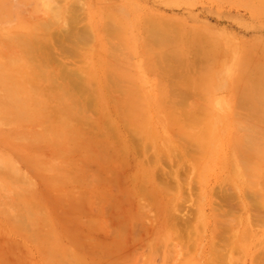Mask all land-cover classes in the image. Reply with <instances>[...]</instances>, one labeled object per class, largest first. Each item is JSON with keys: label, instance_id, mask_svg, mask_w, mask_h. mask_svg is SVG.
<instances>
[{"label": "rangeland", "instance_id": "374dc122", "mask_svg": "<svg viewBox=\"0 0 264 264\" xmlns=\"http://www.w3.org/2000/svg\"><path fill=\"white\" fill-rule=\"evenodd\" d=\"M45 19L48 20L47 26L33 25ZM30 27H33L32 29L40 35H45L48 31L45 35L46 46L48 42H54L52 39L55 36L52 37V35L57 37L61 32L67 37H61L63 44L62 41L56 42L60 37H55L57 39L55 44L52 42L55 47L49 45L59 52L55 49L53 51L50 46L45 48L46 55L43 54V57L41 53L39 56L36 55L39 63L35 53L32 54L36 58L30 54L34 62L32 63L30 59L31 62L29 60L26 63L28 68L31 66L29 72L36 70L35 74L40 73L42 77L39 78L42 79L45 74L56 72L55 74L59 76L65 70V77L68 78L62 79L60 76V78L57 77L59 82L57 78L49 80L51 82L42 80L41 84L38 82V86L41 87L38 92L46 97L38 98V95L31 91L32 98L39 99L37 104L43 103L40 98L46 99L42 100L46 102L43 103L46 105L42 104L41 110L37 105L39 109L37 110L42 112L40 118L23 120L21 117V120L13 121L0 119V159L6 161L4 163L8 164V166L6 164L7 167H9L7 160L13 161L14 167L19 168L23 175L30 178V181L25 180L24 176L16 179L11 173L9 175L13 177L12 179L9 175L7 176L8 172L0 169L3 181L8 179L15 183V186L20 185L17 187L23 192L21 195L18 194L20 191L15 192L16 187L10 181L5 184L0 178V187H3L0 189V264L15 262L17 264H71L72 262L73 264L75 260L73 258L78 253L84 254L88 264H106V262L109 264L113 254L111 253V258L103 253H110L113 249L111 251L105 249L114 246L108 247V244L114 245L120 240L119 236L115 238L117 235L114 226L116 228L118 223L121 227H117L121 229H123V223L128 226L129 223L123 219V223L122 221L120 223L119 220L122 217H126L127 221L131 218L134 220V217L137 220H144L143 210L150 207L147 205L150 203L149 198L147 199L144 194L147 191H143L146 190L143 188V181L146 178L144 176L149 174L144 185H148L146 188L151 194L163 191L166 180H169L170 184L172 182V193L164 190L163 196H159L161 193H158V196L153 194L162 202L166 199V202L176 193V190L174 192L175 183L173 185L172 176L169 175H175L177 172L182 182L186 184L185 193L188 184L192 185L195 203L199 204V208H196L199 212L196 210L198 213L193 215L194 218L191 215L189 223L194 225V228L190 227L191 230L199 227V230L197 228L196 230L200 233L193 232L194 237L191 233L192 239L195 240L194 248L191 247L193 252L190 249L189 260L181 264H199V262L204 264L207 256L210 257L212 252L213 257H211L214 260L217 258L220 260L219 253L218 257L214 258L219 245H221L219 250L225 251L223 255L227 259V264H229V258L235 262L239 260V264H259L258 261L264 264V216H262L264 211L261 212L264 204L262 200L264 199V195L262 197L264 194L262 193L264 191V0H0L1 63L6 64L7 59L13 58V55H15L14 58L21 55L29 56L28 50H20L26 44L22 42L24 45L21 43V46L19 40L17 41L19 44H16L14 40L19 38L13 40L12 35L14 32L19 34L22 30H30ZM67 32L73 33L68 35ZM50 35L51 38H49ZM70 37L72 41L75 40L79 44L78 47L79 49L81 47L82 53L78 51V47L74 49L75 44L71 41H68V44L70 43L73 49L71 46L69 48V45H64ZM18 47L21 48L18 49ZM107 48L116 50L114 56L108 49L114 58L112 55L109 57ZM60 52L63 55L58 56ZM66 52L70 55L71 52L75 54L70 56ZM51 54L53 56H49ZM118 55L119 57L115 60ZM63 56L65 60H62V68L59 69L57 65ZM52 57L60 58L59 63L57 64L59 59H55V62L52 61ZM41 60L44 63L49 62L50 65L40 66L43 70L38 72L39 69L36 67L42 63ZM64 62L66 65L63 64ZM110 62L119 64L115 66L117 70L114 69V65L111 66L114 63ZM35 63H38L36 67L33 66ZM52 63H55L57 70ZM1 66L0 77L5 81L4 87L10 89L16 85L12 83V77L16 76L17 79L23 76V72L18 69L19 73L22 72L19 76L14 74V70L10 67L5 65L4 70ZM10 69L14 76L9 73ZM58 70L61 72H57ZM15 71L18 72L16 68ZM70 74L73 77L69 78ZM98 74L101 77H98ZM109 76L116 77L112 79ZM73 79L75 82H70L69 85H74L77 90L80 89L76 94L75 87L71 86V88L67 84ZM43 80L47 79L43 78ZM193 80H198L197 87L191 85V83L194 84ZM107 81L108 85L116 86L113 88L114 91L111 92L112 89H110V93L106 90L110 86L104 85ZM186 82L192 86L188 88L191 94L187 98L182 95V85ZM55 83L60 86L62 84L59 87L63 88V92L68 90L67 96L60 93L61 89L56 90ZM47 86L56 88L47 89ZM118 87L120 90H117ZM1 89L0 86V102L4 104L8 98L3 96L6 90L2 89L4 94ZM58 95L63 97L60 99ZM112 99L118 102L114 100L113 102ZM78 101H81V104ZM9 103L7 102L8 105ZM115 103L117 105L119 103L117 108ZM1 111L4 110L0 107ZM103 117L108 121L106 122ZM44 128L47 132L45 136L42 135L45 132L42 130ZM253 138L258 140L254 141ZM247 139L254 141V144H249ZM247 155L250 156L247 157ZM4 160H0V166ZM17 169L15 170L18 173ZM11 171L15 172L14 169ZM19 173L18 176L21 175ZM5 186L7 189L4 188ZM11 186L15 187V191ZM151 187L155 188V192ZM241 188L251 193L247 192L249 208L247 202H243L247 200L245 199L247 197L243 195ZM254 188L259 191L263 189L259 193V191H252ZM139 191L144 192L145 201ZM188 193L187 191V196ZM148 194L146 195H151ZM166 194L169 197L165 198ZM225 194L227 198L225 197L224 200L221 196ZM212 195L219 204L209 205ZM155 197L151 198L152 203L156 202ZM229 198L231 203L233 199V202L235 200L238 204L232 203L233 209L230 207ZM260 198L263 201L262 204ZM172 201L174 204V197ZM144 202L145 205H143ZM158 202L161 203V201ZM24 204H27V209ZM154 204H158L156 205L158 208L161 206L159 203ZM154 204V208L151 207L152 210H147L149 217L145 214L149 218V221L146 219L149 227L144 221H140L142 225L136 223V219L135 222L129 220L133 224L129 225V229L127 228L134 239L132 244L133 242L138 244H133L131 247L128 245L125 255H123L124 248L127 245L118 247V249L123 248L121 249L123 252L120 253L123 256H119L120 258L116 259L117 262L134 250L138 251L137 254L134 253L139 255L137 261L135 259L133 263L132 253L131 259L126 263L143 264L145 258L149 259L147 258L149 254V257L153 258L155 253L150 251L148 245L149 249L145 245L144 250L140 241L143 239V234V237H147V241L151 240V237L155 236L154 229L159 226L157 212L159 215L160 208L156 209ZM220 205L221 208L224 207V212L229 209L231 212L237 207L244 208L238 212L232 211L234 214L237 213L235 215L238 218L236 221L232 220L235 225L229 221L234 225L231 228L232 224L229 223L230 230L225 231V227L229 228L225 225L229 217L225 214L228 217L226 219L223 213L222 219L219 211L216 212L218 216L214 212V207L220 208ZM173 206L171 215L176 209V213L178 211L181 213L183 211L182 214L186 213L184 212L186 207L180 211L178 206L176 208ZM193 207L189 203L187 214L195 211ZM226 207L230 208L225 209ZM24 209L31 210L32 217L25 216L30 212L26 213ZM154 209L158 211L155 212ZM230 212L228 215H233ZM19 213L22 214L19 216ZM141 214L143 219L140 217ZM251 214L261 215L257 217L262 219L260 221L257 219L249 239L239 251H232V247L226 248V245L230 244V238L232 236L234 238L241 232L239 229H243L244 224L241 222L242 226H240V217H243V221ZM177 215L181 216L178 213L174 214V217ZM119 217L121 218L117 222ZM234 218L233 215L231 219ZM150 220L156 222V225L152 226L153 229L150 228L152 225ZM219 222L224 223L225 226ZM140 224L148 228L147 233L149 232L150 235L143 232L144 228L142 229ZM135 225L137 226L134 227ZM221 225L224 226L225 233H222V236H226L223 240L225 238L229 242L222 240L225 246L218 243V237L221 235V230L218 231V228ZM137 227L141 228L137 229ZM131 228L139 232L135 234V237L133 234L135 232ZM213 228L220 233H214ZM111 229L116 236L111 237L113 234ZM127 229L126 231L123 229L124 232L121 230L125 237L124 241L121 239L124 243H128L130 238L127 236L131 235L128 234ZM215 234L219 236L216 237ZM215 237L217 240L214 239ZM211 238L213 243L216 245L218 243V247L208 252L211 251L208 248L210 247L208 241ZM121 240L119 246L122 245ZM147 250L149 254H145ZM97 251H101L99 255L102 261L106 260V257L109 259L102 262L98 259ZM157 253L160 256L163 251ZM144 254L148 256L143 258ZM72 255H74L73 258ZM80 255L76 259H82L83 256ZM84 257L80 260V264L81 261L84 262ZM251 257L255 259L252 260ZM16 258H20L18 260L20 263ZM161 258L163 259L164 256L157 257L154 262L158 264L160 260L159 264H161ZM13 259H16L14 263ZM226 259L222 258L224 261ZM218 260V264L226 263H220ZM78 261L75 260V264L79 263ZM177 261L175 262L178 264ZM174 263L171 262V264Z\"/></svg>", "mask_w": 264, "mask_h": 264}, {"label": "bare ground", "instance_id": "6f19581e", "mask_svg": "<svg viewBox=\"0 0 264 264\" xmlns=\"http://www.w3.org/2000/svg\"><path fill=\"white\" fill-rule=\"evenodd\" d=\"M37 24H44V25L47 26V25H48V20L45 19V20H42V22L40 21L39 23H36V24H33V25H37ZM155 24H156V23H155ZM157 25H158V23H157ZM157 25H156V27H157ZM28 26H29V25H28ZM31 26H32V25H31ZM35 27H36V26H35ZM162 27H163V26H162ZM167 27H168V25H167ZM167 27H166V28H167ZM32 28H33V27H30V30H27L28 28L25 29V30H27V31L22 30V31H21L22 33L19 32V34H16V33H18V32H16V33L14 32V33H13L14 35H12V36H14V37H13V40H14V38H19V39H15L16 41L14 40V42H15L16 44H17L18 42H19L20 44H21L22 42H23L24 44H26V45H24V44L22 43L24 46L27 47V49H25L26 47L24 48V46L22 47L23 50L20 49L21 47H20V48L18 47V49H20L21 51H24V50L26 51V50H28L29 52H28L27 55H29V56H26V55L22 56V55H21V56H19V57L16 56V58H14L15 55H13V56H12L13 58H8V59H7L8 61L6 62V64H3V63L0 62V66L2 65L1 67H3V68H1V69H4V70H5V65H6V67H10L12 70H14L13 72H15L14 74H16V75H19V76H20V75L22 74V72H23V76H21V77L18 76L19 78L16 79V78H15L16 76H14V74L12 73V71H11V69H10V72H9V73L13 74V76H14V77H12L13 81H12V80H11V81H12V83L14 82V83L16 84L15 86H13V87L10 88V89L4 87V82H5V81H3L4 79L0 77V86L2 87V89H5V90H6V91H5L6 94L3 92L2 89H1V91L5 94V95H3V96H6V97L8 98V99L5 101L4 104H3L2 102H0V103H1V106H0V107L5 111V112H4V111H1V112H0V119H1V121H3V120H5V121H6V120L13 121V120H18V119H20L21 117L23 118V120H32V119L40 118V116H41L40 114H42V112H39L38 110H39V109L41 110V107H42L43 105H44V106L46 105V104H43V103H46V102H44L46 99H44V98H40V99H41V102H43V103H42L43 105H42V104H40V105L37 104V103H39V99H38V98L41 97V96H42V97L45 96V95L43 96L40 92H38V91L41 90V87L38 86V82H39L40 84H41V80H42L43 82H46V81H47V82H51V81H49V80H55L57 77L60 78V76L62 77V79L68 78V77H65V70L63 71L64 73L61 72L60 70H58L57 72H59V73L61 72L59 76L55 74L56 72H55V73H49V75H47V74L43 75V78H44V79H47V80H45V81L43 80V78H42V79L39 78V77H42V76L40 75V73L35 74V72H37L36 70H34V72L32 71L33 74L29 72L30 69H31V66H29V68H28V65H27L26 63L29 62L30 59L32 60V58H30V57H31L30 54L35 53V54H34L35 56H36V55L39 56V53H41V56H42L43 54H45V51H44L45 48L49 47L50 45L53 46V44H55V40H57L56 38H59V37H60V39H62L61 37H67V36H65V33H62V34H61V32H59V36H57V37H56V35H52V37H54V36L56 37V38L54 37L55 39H54V38L52 39V40H54V42L52 41L53 44H52V42L50 41V42H48V46H46V39H45L46 37H45V35H46V33H47L48 31L45 33V35H43V34L40 35L39 32H37V31L35 32V30H33ZM34 29H37V28H34ZM42 29H43V28H42ZM42 29H41V30H42ZM157 29H158V28H157ZM45 31H46V30H45ZM113 32H114V31H113ZM42 33H44V32H42ZM67 33H68V32H67ZM67 33H66V34H67ZM71 33H73V32H71ZM71 33H70V34L68 33V35H72ZM15 35H16V36L18 35V36L16 37ZM63 35H64V36H63ZM68 37H69V36H68ZM49 38H51V35H50ZM9 39H11V38L9 37ZM60 39H58V41H56V42L62 41V44H63V43H64V42H63V39H62V40H60ZM11 40H12V39H11ZM13 40H12V41H13ZM18 40H19V41H18ZM76 40H77V39H76ZM17 41H18V42H17ZM68 41H69V42L71 41L72 44H73V43L75 44L74 49H77V47L79 46V44H77V42H76L75 40L72 41V40H71V37H70L69 40L66 41L67 43L65 42L66 44H64V45H69V48H70L71 45H70V43L68 44ZM77 41H78V40H77ZM75 42H76V43H75ZM19 43H18V44H19ZM8 44H9V43H8ZM22 44H21V46H22ZM49 44H50V45H49ZM64 45H63L62 48H61L62 50H63ZM76 45H77V46H76ZM1 46H2V45H1ZM51 46H50V47H51ZM56 46H57V44H56ZM13 47H14V46H13ZM50 47H49V48H50ZM53 47H55V45H54ZM58 47L60 48L61 46L59 45ZM58 47H57V49H58ZM109 47H110V46H109ZM51 48H52V47H51ZM71 48L73 49L72 46H71ZM111 48H112V46H111ZM52 49H53V48H52ZM54 49H55V48H54ZM54 49H53V51H54ZM72 49H70V50H72ZM108 49H110V48H107V50H108ZM116 49H117V51H116V50H115V51L118 52V48H117V47H116ZM58 50H59V49H58ZM81 50H82L81 47H80V49H79V47H78V51L81 52ZM107 50H106V51H107ZM50 51H51V50H50ZM55 51H57V50L55 49ZM65 51H66V50H65ZM103 51H104V50H103ZM106 51H105V52H106ZM110 51H111V53L113 52V55L115 56V53H114L115 51H113V50H111V49H110ZM37 52H38V53H37ZM42 52H44V53H42ZM57 52H59V51H57ZM108 52H109V50H108ZM108 52H107V53H108ZM62 53L64 54V51H62ZM81 53H82V52H81ZM107 53H106V54H107ZM109 53H110V52H109ZM109 53H108V54H109ZM111 53L109 54V57H110V55H112ZM46 54H47V53H46ZM46 54H45V55H46ZM55 54H57V53H55ZM55 54H54V55H55ZM60 54H61V52L58 53V56L63 55V54H61V55H60ZM66 54H67V55H70V54H68L67 52H66ZM73 54H75V53H73ZM73 54H72V52H71V55H70V56H72ZM19 55H20V54H19ZM32 55H33V54H32ZM34 55H33V58H36L37 56L34 57ZM76 55L78 56V54H76ZM113 55H112V56H113ZM49 56H53V54H51V55H49ZM64 56H65V54H64ZM64 56H63V59L61 58V61H60V58H58V57H55V58L52 57V59H53L52 61H55V59H56V60L59 59V60L57 61V64L59 63V61H60V63H59L58 65L56 64V65L58 66L59 69L62 68V67H61V63H62V60H63V61L65 60ZM114 56H113L112 58H114ZM17 57H18V59H17ZM42 57H43V56H42ZM117 57H119V55L116 56L115 60L117 59ZM50 58H51V57H50ZM50 58H48V59H50ZM31 60H30V62H31ZM50 60H51V59H50ZM115 60H113V61H115ZM37 61H38V63H39L38 57H37ZM41 61H42V60H41ZM174 61H175V60H174ZM9 62H10V63H9ZM33 62H34V61L32 60V63H33ZM35 62H36V61H35ZM55 62H56V61H55ZM179 62H180V61H179ZM38 63H35V65H33V66L36 67V65H38ZM40 63H41V62H40ZM48 63H49V62H45V63H44V62L42 61V63H41L39 66L36 67L37 69H39L38 72H41L40 70H43L42 68H40V66H41V67H46V66L50 65V64H48ZM66 63H67V62H66ZM110 63H114V64H111V66L114 65V69H115V66L119 65L118 63L115 64V62H110ZM110 63H109V64H110ZM165 63H166V62H165ZM168 63H169V62H168ZM23 64H24V66H23ZM47 64H48V65H47ZM52 64H54V66H53V65H51V66H53L54 69L57 70L58 68H57V66H55V63H52ZM63 64H65V62H64ZM169 64H170V63H169ZM169 64H168V65H169ZM173 64H174V62H173ZM176 64H177V63H176ZM181 64H182V63H181ZM3 65H4V66H3ZM14 65H15V68H16L17 71H18V69H19V70L22 71V72H20V73H19V71L16 72V71H15V68H13ZM26 65H27V67H26ZM29 65H30V63H29ZM65 65H66V64H65ZM33 66H32V67H33ZM59 66H60V67H59ZM170 66H171V65H170ZM170 66H169V67H170ZM184 66H185V65H184ZM186 66H187V63H186ZM190 66H191V65H190ZM190 66H189V67H190ZM20 67H21V68H20ZM63 67H64V66H63ZM173 67H174V66H173ZM109 68H110V67H109ZM21 69H22V70H21ZM169 69H170V68H169ZM169 69H167V70H169ZM6 70H7V69H6ZM27 70H28V73H27ZM107 70H109V69L107 68ZM115 70H117V67H116ZM71 71H72V70H71ZM110 71H112V69H110ZM24 72H26V73H24ZM116 72H117V71H116ZM116 72H115V73H116ZM17 73H19V74H17ZM107 73H108V72H107ZM100 74H101V73H100ZM110 74H111V73H110ZM113 74H114V73H112V75H113ZM98 75H99V74H98ZM104 75H105V73H104ZM114 75H115V74H114ZM116 76H117V75H116ZM116 76H115V77H116ZM71 77H73V76L70 74V75H69V78H71ZM92 77H94L93 74H92ZM98 77H101V76L99 75ZM104 77H105V76H104ZM109 77H110V76H109ZM115 77H114V78L110 77V78L115 79ZM2 79H3V80H2ZM39 79H40V80H39ZM91 79H92V78H91ZM70 80H72V79H70ZM76 80H77V79H76ZM59 81H60V80L57 78V82H59ZM193 81H194V84L191 83V85H192L193 87H197V86H198V80H193ZM52 82H53V81H52ZM70 82H71V83H72V82L74 83L75 80L73 79V81H69V83H67L68 86H70V87H71V86L75 87L74 85H69V84H71ZM111 83H112V82H111ZM40 84H39V85H40ZM58 84H60V83H58ZM108 84H109L108 81L106 82V84L104 83V85H107V87H109L110 85H108ZM55 85H56V83H55ZM63 85H64V84H63ZM65 85H66V84H65ZM87 85H88V84H87ZM87 85H85V86H87ZM113 85H114V83H113ZM56 86H57V88L54 87V86H52V88L54 87V88H56V90H58V88H59L58 91H60V89H61L60 87L62 86V84H61V86H60V85H56ZM59 86H60V87H59ZM192 86H190V85L188 84V82H186L185 84L182 85V87H183L182 95H183L184 97L187 98V96H189V95L191 94V93L188 92V88H192ZM44 87H45V85H44ZM48 87H49V86H47V89H52V88H48ZM87 87H88V86H87ZM103 87H104V86H103ZM38 88H39V89H38ZM68 88H69V87H68ZM71 88H72V87H71ZM78 88H79V87H78ZM113 88H116V86H114V87H113V86H110V88H107L106 90H107V92L109 91L108 93H110V89H112L111 92L114 91ZM42 89H43V88H42ZM45 89H46V88H45ZM62 89H63V88H62ZM62 89H61V92H60V93H64L65 95H63V94H62V95H63V96H67V92H68V90H66L65 92H63L64 90H62ZM75 89H76V87H75ZM75 89H72V90H75ZM108 89H109V90H108ZM27 90H29V91H27ZM69 90H71V89L69 88ZM117 90H120V88L118 87ZM31 91H32L33 93H36V96L38 95V98H34V99H33L32 96L30 95V94H32ZM43 91L46 92L47 90H43ZM77 91H80V89H78V90L76 89V90H75V94L77 93ZM71 92L73 93V91H71ZM71 92H70V94H71ZM68 93H69V92H68ZM78 93H82V92H78ZM70 94H69V95H70ZM73 94H74V93H73ZM73 94H71V95H73ZM34 95H35V94H34ZM71 95H70V98H71ZM58 96H59V95H58ZM63 96H59L58 98L61 99ZM73 96H74V95H73ZM103 96H104V95H103ZM45 97H46V96H45ZM87 97H88V96H87ZM55 98H56V97H55ZM89 98H90V97H89ZM42 100H44V101H42ZM58 100H59V99H58ZM113 100L116 101V102H118V101H117L118 98H117V100H116V99H112V101H113ZM85 101H86V99L84 100V102H85ZM87 101H88V100H87ZM89 101H90V100H89ZM114 101H113V102H114ZM183 101H185V100H183ZM3 102H4V101H3ZM7 102H10V103H11V104L9 103L10 106L7 104ZM41 102H40V103H41ZM78 102L81 104V101H78ZM110 102H111V101H110ZM113 102H112V103H113ZM76 103H77V102H76ZM82 103H83V102H82ZM80 104H79V105H80ZM7 105H8L9 107H8ZM37 105H38L39 107H40V106H41V107L38 109V106H37ZM79 105H78V106H79ZM115 105H116V108H117V107L119 106V103H118V105L115 103ZM115 105H113V106H115ZM15 106H16V107H15ZM71 106H72V104H71ZM12 107L15 108V111H14V108H12ZM47 107H48V106H47ZM72 107H73V106H72ZM87 107H88V106H87ZM42 108H43V107H42ZM76 108H77V107H76ZM116 108H114V109H116ZM16 109H17L18 111H17ZM20 109H22V110H20ZM37 109H38V110H37ZM48 109H51V108H48ZM52 109H53V108H52ZM93 109H94V108H93ZM48 111L50 112V110H48ZM94 112H95V111H94ZM1 113H2V114H1ZM95 113H96V112H95ZM47 114H48V112H47ZM86 114H87V113H86ZM43 115H44V114H43ZM43 115H42V116H43ZM87 115H89V113H88ZM44 116H45V115H44ZM44 116L42 117V119L44 118ZM83 117H84V116H83ZM24 118H26V119H24ZM84 118H85V117H84ZM104 118H105V117H103V119H104ZM105 119H106V122H107L108 119H107V118H105ZM20 120H21V119H20ZM20 120H19V121H20ZM40 120H41V119H40ZM46 120H47V119H46ZM87 120H88V119H87ZM41 121H42V120H41ZM103 121H104V120H102V122H103ZM28 122H29V121H28ZM89 122H91V120H89ZM89 122H88V123H89ZM55 123H56V122H55ZM53 125H54V124H53ZM242 126L245 127V125H242ZM50 129H51V128H50ZM42 130H45V132H43V134H42L43 136H45V134L47 133V132H46V129L44 128V129H42ZM150 130H151V129H150ZM56 131H57V130H56ZM57 132H58V131H57ZM59 132H60V131H59ZM185 136H186V135H185ZM252 137H253V136H252ZM253 140L255 141V140H258V139H254V138H253ZM247 141L250 142L249 144H251V143L254 144V141H250V140H248V139H247ZM256 142H257V141H256ZM256 142H255V143H256ZM235 143H236V141H235ZM257 143H258V142H257ZM234 146H235V145H234ZM249 153H251V151H250ZM248 156H250V155H247V157H248ZM243 157H244V154H243ZM0 160L2 161V160H4V159H0ZM6 160H7V159H6ZM8 161H9V167H7V166H8L7 163H6V164H7V166H6V164L4 163V162H6V161L4 160V161L2 162V163H4V164L2 165V163H1V166H3V167L0 168V169H2L3 171L8 172V173H7V176H8L9 174L11 175V173H12L13 177H15L16 179H18V177H22V176H24L23 178H24L25 180H29V181H30L29 176H27V175H25V174L23 175L22 172L19 170V168L17 169V168L14 167V164H15V163H13V161H11V160H9V159L7 160V162H8ZM260 162H261V164H263V161H262V160H261ZM10 164H11V165H10ZM254 164H255V163H254ZM261 164H260V165H261ZM12 165H13V167H12ZM255 165H259V163L255 164ZM260 165H259V166H260ZM1 166H0V167H1ZM4 166H5V168H6V167H7V168L5 169ZM8 168H9L10 171L8 170ZM11 168H12V169H11ZM13 169H14V171H15L16 173L11 171V170H13ZM15 169H17V170L21 173V175L18 176V173H19V172L17 173V171H16ZM237 169H238V167H237ZM145 171H147V170H145ZM148 171H150V169H148ZM13 173H14V174H13ZM20 173H19V174H20ZM145 174L147 175V173H145ZM145 174H144V175H145ZM10 175H9V176H10ZM14 175H15V176H14ZM144 175H143V176H144ZM148 175H149V174H148ZM148 175H147V176H144V177H146V178L143 177V178H144V181L148 178ZM25 176H26L27 178H29V179L25 178ZM169 176H172L171 178H172V180H173V185H174V183H175V186H176V187L174 188V192H175V190H176V193L173 194L174 201H175L176 205H175V203L172 204V203H173V201H172V198H173V197H172V195H171L170 197H172V198H170V197L167 195L168 193H167L166 196H165V198H167V197L170 198V201H169V198L167 199L168 202H167V201L165 202L166 199L164 200V202H162V200H160V198L158 199V198L155 197V195L158 196V195H157L158 193H161L159 196H161V195L163 196V194H164L163 191H164V190H165V192H171V193L173 192V190H172V189H173V186L171 185L172 182H171V184H170V183H169V180H166V178H168V177L164 178V180H166L167 182H165V185H166V186L163 184V185H164V186H163V189H162V187H161V189H162L163 191H161V192H157V194H155V193H156L155 190H154L155 188L151 187V188L154 190V192H155V193H153V194H155L154 196H153V194H151V193L149 192V189L146 188L148 185H144V184H145L144 181H143V186H144L143 188L146 189V190H143V191H145V192L147 191V192L144 193L143 191H142V192L139 191V194L142 193V195H143V193H144V194H145V197H147V199H148V198L150 199V200L148 199V201H149L151 204H150V203H149V204L146 203V204L149 205L150 207L147 208V209H146V208H143V209H146L145 211L143 210V212H144V213H143V214H144V220H142V221H141V220H137L136 217H134V220L136 219V220H135L136 223L139 224V223H141V222H143V221H144L145 223H147V222H146V219H148L147 221H149V218H147V217H149V216H148V213H147V210H152V209L154 208V206H153L154 203H159V204H161V206L159 207V208H160V210H159V215H158V212H157L158 210L155 211V209H154V211L157 212V216H159V218H158V219H159V222H158V223H159V226H158L156 229H154V230H156V231H154L155 236H154V237H151V240L147 241V240H146L147 237H143V235H144V234H143V235H142V238H143V239L140 241V243L142 244L144 250H145V245H146V248H147V249H149V248H148V246H149V247H150V251H151L152 253H155L154 256H153V258H150V257H149V256H150V254H149L150 252H149L148 250H147L146 252L144 251L145 254L149 252V253H148L149 256L147 255V256H148V257H147V256L144 254L145 256L143 255V258L147 257V258H149V259H146V258H145V262H143V264H144V263H145V264H153V263H156V262H154V260H155V259L157 260V257L159 258L160 256H162V257L164 256L163 259L161 258V261L163 262V264H171V262L174 263L176 260H178V261H177L178 264H181V262H187V261L189 260V258H190V256H189V254H190L189 251H190V249H191V252H193L192 250H193V248H194L193 244H194L195 242H193V241H195V240H193L192 238L195 236V233L193 234V232H196V233L199 232V231H198V230H199V229H198L199 227H198V228L196 227L198 230H196V228L193 229V230H191L190 227H193L194 225H191V224L189 223V222H190V217H191V215L193 216L194 214H196V213L199 212V210L196 209V208H199V204H198V203H195V202H196V199H194V197H193V191H192V188H191L192 185L188 184V189H186V190H187L189 193H188V196H187V194H186L187 191H186V193H185V187H186V184H185L184 182H182L181 177H180V174L177 172L175 175H169ZM10 177L13 179L12 176H10ZM10 177H8V178H10ZM151 177H152V176H151ZM0 178L2 179L1 176H0ZM15 178H14V179H15ZM153 178H154V177H153ZM16 179H15V180H16ZM150 179H151V180H150L151 182H152L153 180H155V178H154L153 180H152V178H150ZM3 180H4V179H2V181H3ZM25 180H24V181H25ZM148 180H149V179H148ZM7 181H8V183H9L10 180L5 179V181H3V182H4V183H5V182L7 183ZM19 181H21V180H19ZM19 181H18V183H19ZM22 181H23V180H22ZM170 181H171V179H170ZM25 182H27V181H25ZM6 183H5V184H6ZM8 183H7V184H8ZM10 183H12V182L10 181ZM18 183L16 182V184H18ZM149 183H150V182H149ZM162 183H163V182H162ZM12 184H13V186H15V185H14L15 183H12ZM19 184H21V183H19ZM169 184H170V185H169ZM9 185H10V184H9ZM168 185H169V186H168ZM259 185H260V184H259ZM13 186H11V188H12ZM17 186L20 187V185H16V186H15L16 188L13 187L12 190H13V191L16 190L15 192L20 191L21 193L18 192V194L21 195L23 192H22L21 190H19V188H18ZM171 186H172V188H171ZM1 187H2V186H1ZM1 187H0V189H1ZM4 188L7 189L6 186H5ZM14 188H15V190H14ZM17 188H18V190H17ZM149 188H150V186H149ZM263 188H264V187H263ZM263 188H262V189H263ZM2 189H3V187H2ZM147 189H148V190H147ZM158 189L160 190V188H158ZM259 189H261V188H259ZM262 189H261L260 191H262ZM159 190L156 189V191H159ZM167 190H168V191H167ZM171 190H172V191H171ZM246 190H247V189H246ZM246 190H244V188H241V191L243 192V195H245V196L247 197V198H245V199H247V200H246V201H243L244 198H241V199H243V200H242L243 202H247V207L249 208V206H248V196H247V195H248V194H251V193H250L248 190H247V191H246ZM254 190H255V188L252 189V191H254ZM151 191H152V190H151ZM244 191H246V192H244ZM250 191H251V190H250ZM252 191H251V192H252ZM255 191H259V190H255ZM260 191H259V193H260ZM135 192L138 193V191H135ZM135 192H134V194H136ZM247 192H248V194H247ZM147 193H149V194H151V195L148 194L149 196H147V195H146ZM254 193H255V192H254ZM254 193H253V194H254ZM257 193H258V192H257ZM262 193H264V191H262ZM262 193H261V194H262ZM185 194H186V195H185ZM20 195H19V196H20ZM130 195H131V194H130ZM136 195H138V194H136ZM136 195H135V197L137 198ZM256 195H258V194H256ZM263 195H264V194H262V197H263ZM133 196H134V195H133ZM151 196H152V197H155V199H157L158 201H161V203L158 202L157 200H156V202H154V201H153L154 198L152 199V201H153V203H152V202H151V198H152ZM223 196H224V195H223ZM223 196H221V197L224 198V200H225V199L227 198V197H226V194H225L224 197H223ZM245 196H244V197H245ZM250 196H251V195H250ZM258 196H259V195H258ZM143 197H144V195H143ZM145 197H144V199H143L144 201H145ZM150 197H151V198H150ZM225 197H226V198H225ZM228 197H229V196H228ZM240 197H241V196H240ZM242 197H243V196H242ZM133 198H134V197H133ZM222 198H221V199H222ZM161 199H164V198L161 197ZM229 200H230V198H229ZM259 200H260V203H261V202L263 203V201H261V198H260ZM262 200H264V199H262ZM18 201H19V200H18ZM22 202H23V201H22ZM22 202H20L21 205L23 204ZM255 202H256V201H255ZM17 203H18V202H17ZM189 203L192 204V207L194 206L193 209L195 208V211H194L195 213L193 212V209H192L191 213H192V212H193V213H192V214H189V213L187 214V209H188L187 206L189 205ZM216 203H218V202L214 199V195H212L211 198H210V200H209V205L214 206V204L216 205ZM220 203H221V202H220ZM227 203H228V202H227ZM229 203H231V200L229 201ZM229 203H228V205H230ZM232 203H236V201L234 200V202H233V199H232ZM232 203H231V205H230V207H232L231 209H233V207H234V204L232 205ZM262 203H261V204H262ZM170 204H172V206L174 205L173 207H175V208L178 206L180 211L182 210V208H185V207H186V208L184 209V210H185L184 212H186V213H185V214H182L183 211H182V213L179 212V211L176 213V210H177V209H176V210H175V213H173V214H172L173 216H172L171 213H172V209H173V208H172V206H171ZM218 204H219V203H218ZM222 204H223V203H222ZM222 204H221V205H222ZM236 204H237V203H236ZM245 204H246V203H245ZM257 204H258V202H257ZM24 205H25V204H24ZM26 205H27V204H26ZM26 205H25V208H26ZM143 205H145V202H144ZM151 205H152V206H151ZM154 205H155V204H154ZM156 205L158 206V204H156ZM156 205H155V208H156V209H159L158 207H156ZM186 205H187V206H186ZM221 205H220V208H219V207L216 208V206H215V207H214V212L216 213V212L219 211V213H220L219 216H220V217L222 216L223 213H224L223 215L226 214V215L229 217V219H227L228 217H226V215H225V218L227 219L226 221H227V223H228V224H227V223L224 221V222L226 223V224H225L226 226H229V223H230V224L233 223L232 220L236 221V218H238V216L235 215V214H237V213L234 214L232 211H236V212H238V210H240V209H244V208H242V207H240V208L237 207V209L234 208V210H232V211L230 212V211H229V210H230V209H229L230 207H229V208L226 207L225 209H227V208L229 209V210L226 211V212H227V213H226V212H224V211H225V210H224V207L221 208ZM228 205H227V206H228ZM237 205H238V204H237ZM241 205H243V204H241ZM19 206H20V205H19ZM22 206H23V205H22ZM140 206H142V204H141ZM195 206H196V207H195ZM224 206H225V205H224ZM258 206H259V204H258ZM23 207H24V206H23ZM27 207H28V206H27ZM143 207H144V206H143ZM151 207H152V209H151ZM245 207H246V205H245ZM20 208H21V207H20ZM20 208H19V209H20ZM248 208H246V209L248 210ZM260 208H261V207H260ZM21 209H22V208H21ZM26 209H27V208H26ZM26 209H24V210H25V212L27 213V212L29 211L30 207H29V209H28L27 211H26ZM211 209H212V208H211ZM250 209H251V208H250ZM250 209H249V210H250ZM262 209H263V210H262ZM262 209H261V212L264 211V204H263ZM24 210H22V211H24ZM173 210H174V209H173ZM196 210H197L198 212H197ZM212 210H213V209H212ZM223 210H224V211H223ZM258 210H259V209H258ZM258 210H257V213H258ZM30 211H31V210H30ZM30 211H29V212H30ZM169 211H170V212H169ZM228 211H229L231 214L234 215V217H235L234 219H231V217H232L233 215H228V213H229ZM250 211H251V210H250ZM29 212H28V213H29ZM148 212H149V211H148ZM155 212H154V213H155ZM247 212H249V211H247ZM178 213H180V215H181V214H182V215H181V216H178V215H177L178 217H177V216L174 217V214H178ZM215 213H214V215H215ZM20 214H22V213H19V216H20ZM31 214H33V213L30 212V214H26V215L24 214V215H25V216H28V215H29V216H28V218H29V217H32ZM143 214H141V216L139 215L140 217H142V219H143V216H142ZM145 214L147 215V217H146ZM150 214H151V212H150ZM216 214H217V216H218V213H216ZM261 214H262V213H261ZM155 215H156V214H155ZM188 215H190V216H188ZM214 215H213V216H214ZM25 216H24V217H25ZM230 216H231V217H230ZM236 216H237V217H236ZM242 216H243V215H242ZM252 216H253V217H252ZM255 216H256V215H255ZM255 216L252 215V214H251V216H247V217L244 216L245 219H244L243 221H242L243 217H240V218H241V221L239 220L240 223L243 222V224H244L243 227H242L243 229H241V230L239 229V231H241V232H239V233L237 232L239 235L237 234V235L234 236V238H233V236L230 238L229 241H230L231 246H229L230 244H229V245H226V244L224 243V244L226 245V248H227V247H229V248L232 247V251H233V250H234V251H239V250L242 248L243 244H244V243L249 239V237L251 236L250 234L253 233V231H254V225L256 224L257 219H259L258 221H260V220L262 219V217H261V218H258V217H257V216H259V215H257L256 217H255ZM260 216H261V215H260ZM260 216H259V217H260ZM262 216H264V215H262ZM152 217H154V216H152ZM155 217H156V216H155ZM195 217H196V216H195ZM220 217H218V218H220ZM222 217H223V216H222ZM222 217H221V218H222ZM254 217H255V218H254ZM120 218H121V217L117 218V222H118V220H119ZM192 218H194V216H193ZM215 218H216V217H215ZM223 218H224V217H223ZM223 218H222V219H223ZM24 219H26V218H24ZM122 219H123V221L125 220L126 222L129 223L128 226H127V224L123 223ZM150 219L152 220L151 217H150ZM153 219H154V218H153ZM156 219H157V218H156ZM156 219H155V220H156ZM158 219H157V220H158ZM230 219H231V220H230ZM115 220H116V219H115ZM129 220H132V222H135V221L133 220V218L128 219V221H127V220H126V217H124V218L122 217V218L119 220L120 223H121V221H122V223L124 224V225L122 224L124 231H126V229L129 227V225L132 223V222L129 221ZM151 220H150V222H151ZM191 220H192V219H191ZM224 220H225V219H224ZM137 221H138V222H137ZM140 221H141V222H140ZM153 221H154V220H153ZM222 221H223V220H222ZM229 221H231L232 223L229 222ZM31 222H32V221H31ZM130 222H131V223H130ZM154 222H155V221H154ZM154 222H151V223H152V225H150V226H151V227H150L151 229H153L152 226H154V224L156 225V222H155V223H154ZM219 223H221V222H219ZM240 223L238 222L239 225H240ZM141 224L143 225V223H141ZM141 224H140V226H141ZM147 224H148V223H147ZM189 224H190V225H189ZM213 224H214V222H213ZM217 224H218V223H217ZM221 224H222V223H221ZM233 224L235 225V223H233ZM233 224H232V226L230 225L231 228H233V226H234ZM120 225H121V224L118 223L117 226L121 227ZM125 225H126V226H125ZM131 225H133V224H131ZM157 225H158V224H157ZM222 225H224V223H223ZM222 225L220 226L221 228H220V227L218 228V229H219L218 231L221 230V231H220V232H221V235H220V236L218 235L219 237L217 236V234L220 233V232L217 233V230H214V228H213L214 233H217V234H215V236L218 237L219 241H220V238H221V241H220L221 243L218 241L219 244H222L223 237H226V236L224 235L225 233L223 232V231H224L223 227H224L225 225H224L223 227H222ZM117 226H116L117 229H116L115 226H114V231L116 230V233H115V234H116L117 236L114 235V232H113L112 229H111V230H112L111 233H113V234H112V235L110 234V235H111V237H112L113 235L116 236L115 238H117V237L119 236V237H120V240L122 239V240L124 241V239H125V237H124V233H123L124 231H123V229L118 228ZM136 226H137V225H135L134 227H136ZM144 226H145V225H144ZM146 226L149 227V224L146 225ZM146 226H145V228H146ZM215 226H216V225H215ZM218 226H219V225H218ZM230 226H229L228 229H226V227H225V231L230 230V229H231ZM240 226H242V223H241ZM240 226H239V228H240ZM124 227H126V228H124ZM132 227H133V226H132ZM134 227H133V228H134ZM141 227H142V229L144 228L143 226H141ZM141 227H137V229H140ZM129 228H130V227H129ZM129 228H128V229H129ZM133 228H131V230H132ZM145 228L143 229V232L147 233L148 228H146L147 230H145ZM193 228H194V227H193ZM216 228H217V227H215V229H216ZM234 228H236V227H234ZM100 229H102V228L100 227ZM118 229H119V230H118ZM128 229H127V230H128ZM137 229H133V231H134V230L137 231ZM222 229H223V230H222ZM237 229H238V228H237ZM103 230H104V229H103ZM121 230H122L123 232H122ZM131 230H130V231H131ZM194 230H196V231H194ZM213 230H212V231H213ZM19 231H20V227H19ZM100 231H101V230H99V232H100ZM107 231H108V230H107ZM117 231H118V232L121 231V232L117 233ZM133 231H132V233H133ZM136 231H134L135 233H133V234H134V237H135V234H136V233H139V232H136ZM190 231H192V232H190ZM197 231H198V232H197ZM215 231H216V232H215ZM103 232H104V231H103ZM127 232H129V230H128ZM155 232H156V233H155ZM210 232H211V231H210ZM104 233H106V232H104ZM121 233H122V235H121ZM191 233H192V236L194 235L193 237L191 236ZM199 233H200V232H199ZM211 233H213V232H211ZM222 233H224V234H223L224 236H222ZM96 234H97V233H96ZM107 234H109V233H107ZM107 234H106V235H107ZM118 234H120V235H118ZM128 234H131V233L129 232ZM147 234H149V232H148ZM106 235H105V237H106ZM110 235H109V238H111ZM149 235H150V234H149ZM196 235H197V234H196ZM210 235H211V234H210ZM213 235H214V234H213ZM125 236H126V233H125ZM130 236H131V237H130ZM145 236H146V235H145ZM221 236H222V237H221ZM89 237H90V236H89ZM123 237H124V238H123ZM127 237L130 238V239L132 238V240H130V239L128 240V243H124V242L121 240V244H122V245L119 246V244H120L119 241H120V240L118 239V240H119V241H118L119 243H118V242H115L114 245H113V243H112V244H108L109 246L107 245L108 247H110V245H111V246H114L113 248L110 247V248H108V249H105V250H109V249H110V251H111V249H113L110 253H103L104 255H105V254H107V256L109 255L108 257H111L112 254H113V258L111 257L112 260H111V262H110L109 264H125L126 262H128V261L131 259L130 256H132V255H133V256H132V257H133V258H132V259H133V263H134V260H135V259H136L135 261H137V257H138L139 255H135L134 253H136V252L138 253V251L136 250V252H135V250H134L133 252L131 251V254L133 253L132 255L129 253L130 255L125 256V258L123 257V258L121 259V261H120L121 263H120V262H117V260H118L121 256L125 255V253L127 254V251H128V250L125 251V249H126L127 247H129V246L131 247V245H133V244H134V245L138 244L137 242H135V243L133 242V244H132V241L134 240L132 234H131V235H128ZM216 237L214 238L215 240H217ZM90 238H91V237H90ZM97 238H98V237H97ZM100 238H101V237H100ZM107 238H108V236H107ZM209 238H210V237H209ZM13 239H14V238H13ZM98 239H99V238H98ZM9 240H10V239H9ZM106 240H107V239H106ZM208 240H210V239H208ZM7 241H8V240H7ZM114 241H115V240H114ZM223 241H226L227 243H229L227 240H225V238H224ZM110 242H111V240H110ZM138 242H139V241H138ZM208 242H209L208 244H210V245H208V246H210V247H208V248L211 249V251L209 250L208 252H212V250H216V249H217V247H218V243H217V245H216V243H213L212 238H211V240L208 241ZM210 242H211V243H210ZM215 242H217V241H215ZM7 243L10 244V242H7ZM123 243H124V244H123ZM129 243H130V244H129ZM196 244H198V243L196 242ZM224 244H222V245H224ZM125 245H127V246L125 247ZM128 245H129V246H128ZM147 245H148V246H147ZM225 245H224V246H225ZM123 246L125 247V248H124V251H125V252H124V254L122 253L123 255H121L120 253L123 252V251H121V249L123 250V248H119V249H118V247H123ZM192 246H193V248H191ZM219 246L221 247V245H219ZM198 247H199V246H198ZM220 247H219V248H220ZM102 248H103V247H102ZM104 248H105V247H104ZM106 248H107V247H106ZM195 248H196V247H195ZM219 248H218V251L216 250V253H217V254L214 255V258L216 259V257H218L217 255H218V253H219V256H220L219 259H220V260H218V258H217L216 260H214V259L212 258V257H213V255H212L213 252H212V254H211L212 257H211V256H210V257L207 256L208 258L205 257V258H207V259H206V262H205L204 264H216V263H217V260H218L220 263H222V262H223V263L226 262L225 264H227V259H226V258L224 257V255H223V254L225 253V251L222 250V249L219 250ZM235 248H236V250H235ZM81 249H82V248H81ZM98 249H99V250H103V249H100V248H98ZM98 249H97V250H98ZM127 249H128V248H127ZM230 249H231V248H230ZM131 250H132V249H131ZM80 251H81V250H79V252H80ZM161 251H163L164 255H163V253H161ZM228 251H230V250H228ZM81 252H83V251H81ZM97 252H98L97 254H98V256H99L98 259H100V255H101L100 253H101V251H100V252L97 251ZM102 252H103V251H102ZM104 252H105V251H104ZM144 252H143V253H144ZM157 252H160L162 255L159 256ZM77 253H78V252H77ZM111 253H112V254H111ZM137 253H136V254H137ZM156 253H157V254H156ZM214 253H215V251H214ZM78 254H79V253H78ZM78 254H77V256H79L81 253H80L79 255H78ZM99 254H100V255H99ZM103 254H102V257H103ZM110 254H111V255H110ZM119 254H120V255H119ZM209 254H210V253H209ZM209 254H207V255H209ZM74 255H75V254H74ZM74 255H72V258L74 257ZM155 255H157L156 258H155ZM77 256H76V257H77ZM80 256H83V257H84V254H81ZM119 256H120V257H119ZM175 256H176V257H175ZM202 256H203V255H202ZM215 256H216V257H215ZM76 257L73 258V260H74V259H75L76 261L79 260V261H78L79 263H77V264H80V260H82L83 257H81L82 259H79V258L76 259ZM108 257L105 258V256H104V258L106 259V260H104V261H107V259H109ZM116 257H117V258H116ZM118 257H119V258H118ZM127 257H128L129 259H128ZM195 257H196V256H195ZM203 257H204V256H203ZM252 257H253V256H252ZM252 257H251V259H252ZM2 258H3V257H2ZM4 258H6V257H4ZM4 258H3V259H4ZM84 258H85V257H84ZM104 258H102V259H104ZM174 258H175V259H174ZM193 258H194V257H193ZM198 258H199V256L197 257V259H198ZM201 258H202V257H201ZM205 258H204V260H205ZM222 258H224V259H226V260L224 261V260H222ZM3 259H2V261H5V260H3ZM7 259H8V257H7ZM7 259H6V260H7ZM16 259H17V258H16ZM16 259H15V260L13 259V260H14L13 263L16 261ZM95 259H96V258H95ZM98 259H97V260H98ZM113 259H115V260H113ZM116 259H117V260H116ZM199 259H200V258H199ZM199 259H198V260H199ZM202 259H203V258H202ZM254 259H255V258H253L252 260H254ZM256 259H257V258H256ZM10 260H12V259H10ZM18 260H20V258L17 259V261H18ZM75 260H74L73 264L76 263ZM97 260H96V263H98ZM100 260H101V259H100ZM146 260H147V261H146ZM156 260H155V261H156ZM198 260H195V261L199 262ZM221 260H222V261H221ZM232 260H233V259L229 258L228 263H229V264H239V260H236V258H235L236 262H235V261H232ZM85 261H86V258L84 259V262L81 261V264H88V262L86 261V262H87V263H86ZM101 261H102V260H101ZM104 261H102V262H104ZM131 261H132V260H131ZM143 261H144V260H143ZM11 262H12V261H11ZM162 262H161V264H162ZM261 262H262V261H260V262L258 261L259 264H261ZM15 263L17 264V262H15ZM15 263H14V264H15ZM18 263H20V261H18ZM70 263L72 264V262H70ZM159 263H160V260H159ZM159 263H158V264H159ZM192 263H194V262H192ZM90 264H91V263H90ZM93 264H95V263H93ZM106 264H107V262H106ZM126 264H129V263H126ZM156 264H157V263H156ZM174 264H177V263L175 262ZM182 264H185V263H182ZM199 264H200V262H199ZM217 264H218V263H217ZM244 264H245V263H244Z\"/></svg>", "mask_w": 264, "mask_h": 264}]
</instances>
